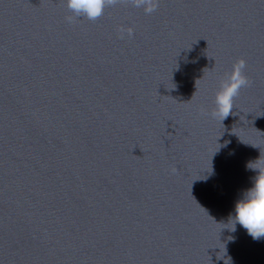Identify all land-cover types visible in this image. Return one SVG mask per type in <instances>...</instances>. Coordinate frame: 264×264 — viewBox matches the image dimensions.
Instances as JSON below:
<instances>
[{
  "label": "water",
  "instance_id": "water-1",
  "mask_svg": "<svg viewBox=\"0 0 264 264\" xmlns=\"http://www.w3.org/2000/svg\"><path fill=\"white\" fill-rule=\"evenodd\" d=\"M241 59L250 83L223 121ZM250 163L264 0H117L95 20L0 0V264H264V237L229 221Z\"/></svg>",
  "mask_w": 264,
  "mask_h": 264
},
{
  "label": "clouds",
  "instance_id": "clouds-1",
  "mask_svg": "<svg viewBox=\"0 0 264 264\" xmlns=\"http://www.w3.org/2000/svg\"><path fill=\"white\" fill-rule=\"evenodd\" d=\"M116 2L117 0H67V6L77 17L95 20L103 15L107 5ZM133 3L136 7H144L146 13H151L158 7V0H133ZM128 33L131 35L132 30L128 29ZM245 68L246 61L239 60L221 82L215 97L213 116L224 121L233 113L235 97L239 95L241 88L250 83L244 72ZM255 163H250L248 167L258 170L257 174L251 178V187L243 190L236 200L234 210L229 214V221L235 222V230L239 224L253 239L259 240L264 237V168L250 166Z\"/></svg>",
  "mask_w": 264,
  "mask_h": 264
}]
</instances>
